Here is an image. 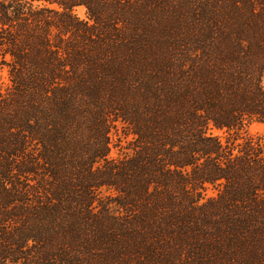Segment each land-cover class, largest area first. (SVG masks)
<instances>
[{
  "label": "trees",
  "instance_id": "1",
  "mask_svg": "<svg viewBox=\"0 0 264 264\" xmlns=\"http://www.w3.org/2000/svg\"><path fill=\"white\" fill-rule=\"evenodd\" d=\"M0 67V264H264V144L207 133L264 122V0H0Z\"/></svg>",
  "mask_w": 264,
  "mask_h": 264
},
{
  "label": "rangeland",
  "instance_id": "2",
  "mask_svg": "<svg viewBox=\"0 0 264 264\" xmlns=\"http://www.w3.org/2000/svg\"><path fill=\"white\" fill-rule=\"evenodd\" d=\"M74 13L80 18L85 19V11L82 7H76ZM264 86V79L262 80ZM9 86L8 73L5 67H0V91L5 92ZM207 133L216 137L222 144L227 140L234 145H239L246 140H252L256 143L264 144V122L255 119L246 120L241 126L234 128L231 131L217 130L213 127H208ZM134 137L123 128V125L116 121L111 124L110 145L108 158L120 159L132 153V141ZM219 184L207 185L204 192V198L215 197L220 190ZM102 196L113 197L115 192L105 186L98 189Z\"/></svg>",
  "mask_w": 264,
  "mask_h": 264
}]
</instances>
